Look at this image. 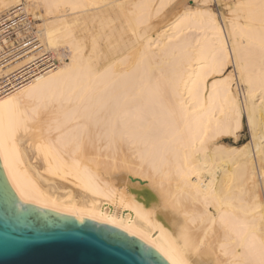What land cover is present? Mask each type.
Listing matches in <instances>:
<instances>
[{
	"label": "bare ground",
	"instance_id": "obj_1",
	"mask_svg": "<svg viewBox=\"0 0 264 264\" xmlns=\"http://www.w3.org/2000/svg\"><path fill=\"white\" fill-rule=\"evenodd\" d=\"M174 1L0 0V17L41 21L0 78L58 60L0 95L3 174L19 200L115 226L169 264H264V0L155 29Z\"/></svg>",
	"mask_w": 264,
	"mask_h": 264
},
{
	"label": "water",
	"instance_id": "obj_2",
	"mask_svg": "<svg viewBox=\"0 0 264 264\" xmlns=\"http://www.w3.org/2000/svg\"><path fill=\"white\" fill-rule=\"evenodd\" d=\"M0 264H169L138 237L19 200L0 165Z\"/></svg>",
	"mask_w": 264,
	"mask_h": 264
},
{
	"label": "built area",
	"instance_id": "obj_3",
	"mask_svg": "<svg viewBox=\"0 0 264 264\" xmlns=\"http://www.w3.org/2000/svg\"><path fill=\"white\" fill-rule=\"evenodd\" d=\"M18 12L19 14L16 16L14 13L9 14L7 12V14L5 13L0 17V57L10 51L11 47L14 45H18L20 42H27L28 39L31 40L35 38L37 29L35 28L34 30L33 24L36 19L30 14H26L25 10L19 9ZM43 57L44 59L38 61L36 64L26 66L21 74L20 72L14 71L2 76L0 78V95L13 88L10 86H15L28 80L29 75L33 74L36 70L44 68L51 63H56V60L53 59L51 55H48V53H46ZM2 59L3 58L1 57L0 60ZM43 62L46 63L43 64Z\"/></svg>",
	"mask_w": 264,
	"mask_h": 264
},
{
	"label": "rangeland",
	"instance_id": "obj_4",
	"mask_svg": "<svg viewBox=\"0 0 264 264\" xmlns=\"http://www.w3.org/2000/svg\"><path fill=\"white\" fill-rule=\"evenodd\" d=\"M175 0L169 7H167L164 11L161 13L157 14L155 18L152 20V25L155 29L160 28L165 22H168L171 18L172 15L179 13L180 11L190 8V9H196V8H208L212 12L215 13L217 19L221 22L222 21V15L223 16H230L231 13L228 12L229 10L227 9L228 7L226 6L227 3H230L233 0ZM228 5V4H227ZM220 6V7H219ZM224 6V7H223ZM227 8H226V7ZM222 7V8H221ZM227 9V12H226ZM221 14V15H220ZM229 14V15H227ZM41 23L40 20H35L33 27L34 30L35 28L37 29V25ZM33 30V31H34ZM53 53V51L48 52V55H51L50 53ZM55 55V54H54ZM56 63L58 64L57 58H55ZM231 69V67H228L227 72ZM245 117H243L242 120V128L239 132V137H238V143L239 144H244L250 139V133L248 130V126L246 125Z\"/></svg>",
	"mask_w": 264,
	"mask_h": 264
}]
</instances>
